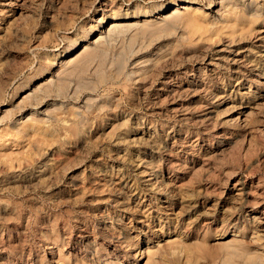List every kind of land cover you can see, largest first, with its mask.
<instances>
[{"label":"rangeland","instance_id":"1","mask_svg":"<svg viewBox=\"0 0 264 264\" xmlns=\"http://www.w3.org/2000/svg\"><path fill=\"white\" fill-rule=\"evenodd\" d=\"M34 1L23 50L0 54V180L42 162L71 170L0 192L19 264H264V232L223 182L233 171L264 190V0H112L105 13L101 0ZM224 105L256 113L233 126ZM122 116L140 135L152 127L156 146L108 142ZM141 158L166 194L144 183ZM70 171L86 179L76 193ZM111 179L131 212L99 202Z\"/></svg>","mask_w":264,"mask_h":264},{"label":"bare ground","instance_id":"2","mask_svg":"<svg viewBox=\"0 0 264 264\" xmlns=\"http://www.w3.org/2000/svg\"><path fill=\"white\" fill-rule=\"evenodd\" d=\"M34 0H0V54H3L4 49L13 47L15 50L22 51L23 41L32 30L30 24V15L35 6ZM184 1H182L183 3ZM189 2V1H186ZM179 8H184L179 3H176ZM93 7L97 12L105 13L108 9L119 8L117 3L112 0L96 1ZM177 10V9H176ZM174 12H176L174 10ZM147 16V15H144ZM140 15L134 14L131 18L138 19ZM235 109L229 105H224L221 110L220 119H225L224 123L235 125H246L248 118L254 115V110L249 112H243L241 117H234ZM241 114V113H240ZM114 120V124L106 135L107 141L123 148H148L156 146V139L154 137V130L152 127L146 129L144 135H140L138 130L133 129L129 125L130 118L127 116L111 117ZM136 122V119H134ZM88 127L86 126V129ZM142 130V126H139ZM144 129V127H143ZM84 130V129H83ZM82 129L75 131L73 135L81 137ZM111 162L121 161L120 153L111 154ZM134 166L137 169H143L140 172L141 178L149 188H154L161 194H166L168 188L159 180V176L150 166V160L141 158L134 162ZM68 166L42 162L39 163L30 174L23 176H13L7 180V177H3L0 180V192L9 189L8 183L11 181H18L23 187L30 188L36 186H47L54 180H57L58 173L60 171L68 170ZM71 170V169H69ZM89 176L98 181L100 171L96 167L89 168ZM139 171V170H138ZM68 189L71 193H76L83 188L85 178L70 171ZM235 172H226L223 174V182L225 184L224 190L229 191L231 194V202L235 206H242L245 208L255 220L259 231L264 232V190L260 183H256L253 189L249 192L244 191V184L240 180L235 179ZM112 179L109 183L101 184V187L97 191L99 193V199L103 204H109L115 208L121 209L128 213L131 212V207L121 197L117 186L113 184ZM21 187V188H23ZM246 187V185H245ZM19 186H15V191L21 190ZM177 193L180 196H185L187 187L184 184L177 186ZM9 200L0 198V264H19L23 260L22 251L19 252V248L12 241V231L16 226V213L14 208L11 207ZM142 203L145 201H141ZM146 203H143L142 207H147ZM104 228V227H103ZM119 245L123 248H128V244L119 238ZM24 251V250H23Z\"/></svg>","mask_w":264,"mask_h":264}]
</instances>
